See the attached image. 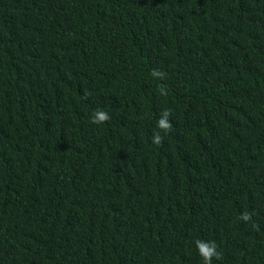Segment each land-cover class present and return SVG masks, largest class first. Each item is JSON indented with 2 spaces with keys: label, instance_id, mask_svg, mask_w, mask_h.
Returning <instances> with one entry per match:
<instances>
[{
  "label": "trees",
  "instance_id": "obj_1",
  "mask_svg": "<svg viewBox=\"0 0 264 264\" xmlns=\"http://www.w3.org/2000/svg\"><path fill=\"white\" fill-rule=\"evenodd\" d=\"M197 239L264 264V0H0V264H203Z\"/></svg>",
  "mask_w": 264,
  "mask_h": 264
},
{
  "label": "clouds",
  "instance_id": "obj_2",
  "mask_svg": "<svg viewBox=\"0 0 264 264\" xmlns=\"http://www.w3.org/2000/svg\"><path fill=\"white\" fill-rule=\"evenodd\" d=\"M152 76H163L164 73L153 70L151 73ZM171 112L168 109L162 111L160 118L157 121L156 127L159 129L155 131L151 137V142L156 146H162L164 142L163 133H170L172 131V123L170 122ZM111 119V116L107 111L103 109H97L90 117V120L94 124H103ZM239 219L250 222L252 220V214L249 212H244L240 215ZM255 226V225H254ZM195 246L198 252V255L202 258L203 264H213V259L221 260L222 253L218 250L219 246L215 241H204L197 239L195 241Z\"/></svg>",
  "mask_w": 264,
  "mask_h": 264
}]
</instances>
